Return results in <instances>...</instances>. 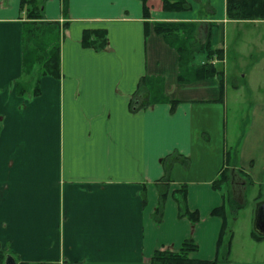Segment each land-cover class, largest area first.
<instances>
[{
    "label": "crops",
    "instance_id": "0c3cea01",
    "mask_svg": "<svg viewBox=\"0 0 264 264\" xmlns=\"http://www.w3.org/2000/svg\"><path fill=\"white\" fill-rule=\"evenodd\" d=\"M187 1L189 11L165 12L161 0H149L145 18L140 0H46L45 20L59 25L52 42L59 38L60 70L42 76L33 95L40 64L22 78L20 0H0V253L16 264H148L155 250L176 251L192 238L199 248L193 259L215 258L222 220L210 213L224 198L213 180L180 172L191 168L195 154L196 108L218 107L225 88L216 77L180 84L178 54L153 25L195 22L197 40L209 38L220 49L227 25L242 21L227 19L226 0ZM97 29L106 31L107 46L83 47L84 30ZM144 77L163 100L132 112ZM172 100H178L174 108ZM249 108L251 122L233 163L226 148L223 154L230 171L262 187L264 104ZM173 154L181 158L167 170L163 159ZM166 175L157 224L156 182ZM182 184L189 210L200 214L195 225L178 217L172 192Z\"/></svg>",
    "mask_w": 264,
    "mask_h": 264
},
{
    "label": "trees",
    "instance_id": "16d2710c",
    "mask_svg": "<svg viewBox=\"0 0 264 264\" xmlns=\"http://www.w3.org/2000/svg\"><path fill=\"white\" fill-rule=\"evenodd\" d=\"M46 0H20L19 12L23 15V76L28 78L33 67L40 64V73L37 76L33 95H38V82L42 76H59V38L46 46V53L42 55L40 45L41 39L46 32H51L53 40L59 37L58 22H47L43 15L44 3ZM143 4V13L145 18L150 17L149 0H140ZM65 2V0H63ZM162 10L165 12H185L191 9L187 0H161ZM226 17L233 21H255L264 20V0H226ZM67 23L64 24L66 27ZM154 32L161 35L168 46L173 48L178 54V82L188 84L200 80L216 77L222 82L223 71L217 69L214 61L224 59V50L222 48H213L209 38L205 42L198 41L195 32L197 23L195 22H154ZM107 33L103 29L84 30L81 38V44L85 48H92L101 51L107 46ZM19 81L17 84L21 90L25 81ZM151 78L144 77L140 80L133 98L130 101V110L136 112L155 103L158 99L163 100V95L157 91L156 85L149 84ZM221 84V83H220ZM222 87V86H221ZM21 94V91H18ZM142 96L137 99L135 96ZM178 100L170 101L171 107L177 105ZM181 158L178 154L168 156L163 162L168 163L167 170L171 167L173 161ZM243 176H245L243 174ZM247 179V178H246ZM232 180L229 168H222L217 179L213 180L211 186L215 191H221L222 184H228ZM168 176L156 182L159 190V202L153 213L155 223H160L164 202L168 194ZM249 185L253 184L248 179ZM164 183V184H163ZM162 185V186H161ZM172 197L177 203L178 217L187 218L193 225L199 223L200 216L198 211H190L187 206V184H182L178 189L172 192ZM257 199L264 201V183L259 187ZM211 216L221 218L222 225L217 240V254L212 260L193 259L191 254L198 251V245L192 238L185 239L178 250L171 251L166 248L155 250L150 257L148 264H226L229 256L232 235L228 233L226 206L214 208ZM226 238V239H225ZM251 238L254 241L264 240L263 236L258 235L254 230L251 231ZM226 243V244H225ZM224 247V248H223ZM225 249L223 253L221 250ZM1 260L6 256L0 253Z\"/></svg>",
    "mask_w": 264,
    "mask_h": 264
},
{
    "label": "rangeland",
    "instance_id": "374dc122",
    "mask_svg": "<svg viewBox=\"0 0 264 264\" xmlns=\"http://www.w3.org/2000/svg\"><path fill=\"white\" fill-rule=\"evenodd\" d=\"M223 36V39H218L221 42V47H218L224 48L225 62H219L216 67L223 71L220 83L222 89L225 88V102H220L218 107L196 108V150L190 160L191 168L180 172L186 179L215 180L218 171L223 166L227 167L226 154H223L225 148L229 151V163L232 164L251 122L250 105L264 104V20L231 23L225 28ZM52 41L53 35L49 31L40 44L45 49ZM217 62L214 61L215 65ZM212 108L218 109V115L215 110L211 111ZM200 128H204L205 133H201ZM230 174L232 180L222 184L219 192L226 206L228 233L232 235L226 264H264V240L254 241L248 236L254 230L256 209L260 203L257 199L259 186L249 185L245 176L238 177L234 171ZM240 178L246 181L245 185ZM242 193L241 201H236ZM0 264H5V260L0 258Z\"/></svg>",
    "mask_w": 264,
    "mask_h": 264
},
{
    "label": "water",
    "instance_id": "95a60500",
    "mask_svg": "<svg viewBox=\"0 0 264 264\" xmlns=\"http://www.w3.org/2000/svg\"><path fill=\"white\" fill-rule=\"evenodd\" d=\"M254 231L264 237V201L260 202L256 209L255 219L253 223ZM5 264H16L15 260L8 256L5 259Z\"/></svg>",
    "mask_w": 264,
    "mask_h": 264
}]
</instances>
